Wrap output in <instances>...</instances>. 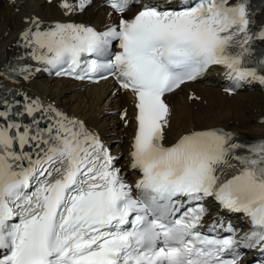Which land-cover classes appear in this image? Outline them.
<instances>
[{
  "label": "snow or ice",
  "instance_id": "1",
  "mask_svg": "<svg viewBox=\"0 0 264 264\" xmlns=\"http://www.w3.org/2000/svg\"><path fill=\"white\" fill-rule=\"evenodd\" d=\"M91 2L58 7L67 16ZM106 3L119 22L103 31L42 30L26 18L20 37L44 71L78 80L106 72L132 94L128 168L138 177L127 180L83 121L39 99L25 97L21 110L0 97V264H241L242 250L264 253V138L245 144L222 128L194 127L165 143L166 95L210 68L237 87L264 86V52L255 49L264 27H252L248 0H177L174 8L138 0L130 18L132 0ZM209 199L247 230L221 221L202 231Z\"/></svg>",
  "mask_w": 264,
  "mask_h": 264
},
{
  "label": "bare ground",
  "instance_id": "2",
  "mask_svg": "<svg viewBox=\"0 0 264 264\" xmlns=\"http://www.w3.org/2000/svg\"><path fill=\"white\" fill-rule=\"evenodd\" d=\"M69 2L75 4L76 0H69ZM58 3L59 0L55 3L54 0L51 2L23 0L21 6H14L8 0H0V73L1 66L9 56L11 57L16 36L28 25L25 23L26 18L38 17L44 21L76 19V12L66 16L64 10L58 7ZM99 5L97 1L87 6L78 16L79 22L100 26L105 21L111 20L112 17L108 15L107 10ZM256 22L257 26L264 23V7L257 14ZM257 42L264 46V42ZM223 76H226L224 71L213 72L201 81L181 86L168 96L171 126L165 130L166 144L174 142L179 135L194 127L222 128L232 132L237 142L245 144L264 138V122H262L264 121V102H260L259 105L254 103L257 100L255 95L260 91L255 86H251L236 94L228 95L221 91ZM3 81L12 84L5 79ZM36 83L38 86L34 93L37 96L50 98L51 103L71 111V114L84 120L89 128L95 129L101 138L105 137V131L99 126L96 117L105 110L103 106L100 107L102 99L108 97L114 108L122 109V112L126 110L128 123L125 124V120L121 121L119 117H116L117 122L113 124V129L116 132L114 137L123 142L121 145H114V149L123 155V160L119 161L120 165L124 166L125 162L128 163V152L135 131L134 98L130 92L118 91L109 97L111 92L109 81L90 86H79L65 79ZM15 87H23V83H17ZM69 93L70 95L66 97ZM189 97H195V99H189ZM260 97L264 95L261 94ZM63 99L65 101H62ZM247 113L254 115L255 119H248ZM116 151L115 154H117Z\"/></svg>",
  "mask_w": 264,
  "mask_h": 264
},
{
  "label": "rangeland",
  "instance_id": "3",
  "mask_svg": "<svg viewBox=\"0 0 264 264\" xmlns=\"http://www.w3.org/2000/svg\"><path fill=\"white\" fill-rule=\"evenodd\" d=\"M42 82H46L45 80H41ZM38 86V83H32V84H30L29 85V87H28V85H27V87L28 88H30V89H36V87ZM68 95H70V93L69 94H66V97L68 96ZM260 95L261 94H259V93H256V97H257V100L256 101H254V103L255 104H260V102H264V97H260ZM50 99V98H49ZM103 100V99H102ZM62 101H65L64 99L62 100ZM100 107H101V105H100ZM66 111H68L69 113L71 112V111H69V110H67L66 108H64ZM246 117L248 118V119H250V120H252V119H255L254 118V115H250V113H247L246 114ZM116 119H115V116H111V115H108L107 114V112L106 113H103L102 115L100 114L99 115V117H98V121H99V125L100 126H102V127H105L106 128V131H110L111 132V130L113 129V127H114V122L116 123L117 121H115ZM107 123V124H106ZM114 124V125H113ZM264 124V123H263ZM263 126V125H262ZM123 144V143H122Z\"/></svg>",
  "mask_w": 264,
  "mask_h": 264
}]
</instances>
